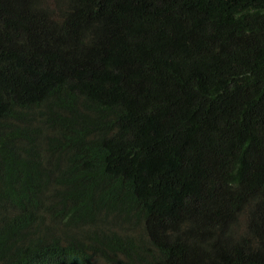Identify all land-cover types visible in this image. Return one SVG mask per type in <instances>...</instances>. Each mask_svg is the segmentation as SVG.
I'll return each mask as SVG.
<instances>
[{
  "label": "trees",
  "instance_id": "trees-1",
  "mask_svg": "<svg viewBox=\"0 0 264 264\" xmlns=\"http://www.w3.org/2000/svg\"><path fill=\"white\" fill-rule=\"evenodd\" d=\"M0 264H264V0H0Z\"/></svg>",
  "mask_w": 264,
  "mask_h": 264
}]
</instances>
